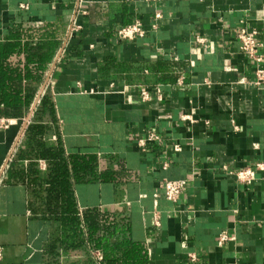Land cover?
I'll use <instances>...</instances> for the list:
<instances>
[{
	"label": "crops",
	"instance_id": "obj_1",
	"mask_svg": "<svg viewBox=\"0 0 264 264\" xmlns=\"http://www.w3.org/2000/svg\"><path fill=\"white\" fill-rule=\"evenodd\" d=\"M137 18L147 33L119 39ZM11 22L58 45L0 127V264H105L103 245L125 240L144 264H264V171L246 184L222 169L264 161V88L236 36L256 29L264 67V0H0V38ZM149 131L161 139L142 150ZM45 150L61 153L73 210ZM163 178L186 179L175 201Z\"/></svg>",
	"mask_w": 264,
	"mask_h": 264
},
{
	"label": "trees",
	"instance_id": "obj_2",
	"mask_svg": "<svg viewBox=\"0 0 264 264\" xmlns=\"http://www.w3.org/2000/svg\"><path fill=\"white\" fill-rule=\"evenodd\" d=\"M38 26L33 24L24 25L21 22H11L5 35L0 38V118L20 117L23 111L31 104L37 85L47 68V63L51 60L58 42L51 39L52 36L40 34L36 36ZM38 37L34 44L33 38ZM49 39H41L48 38ZM40 39V40H39ZM22 55V56H21ZM14 58L17 61L13 62ZM23 62V66L20 64ZM47 102V97L42 98V103ZM42 155L50 159L54 164V169L61 175L59 180L61 194L67 195L66 200L73 210V198L68 190L65 181L67 172L61 165V153L58 151L45 150ZM79 158L78 156H75ZM92 161L93 157H89ZM89 161L77 160L74 163L76 170L88 171ZM109 172L103 177L104 180L111 179ZM57 179V178H56ZM53 183V179H52ZM107 220L111 223L113 220ZM94 226V220L91 221ZM91 226V227H92ZM109 244V245H108ZM123 244V245H122ZM118 243H105L103 248L106 254L105 264H144L145 259L141 252V247L129 240ZM122 248L123 257L118 259L115 252Z\"/></svg>",
	"mask_w": 264,
	"mask_h": 264
},
{
	"label": "built area",
	"instance_id": "obj_3",
	"mask_svg": "<svg viewBox=\"0 0 264 264\" xmlns=\"http://www.w3.org/2000/svg\"><path fill=\"white\" fill-rule=\"evenodd\" d=\"M132 1V0H126ZM146 3H155L159 0H143ZM24 7L25 5H21ZM160 13L155 11L153 13V23L151 25V30H154L157 27V20L160 18ZM77 28L74 23V19L69 24V31ZM146 27L143 25L140 19H135L133 22L121 25L116 28V35L119 39L128 40L136 37H143L147 33ZM236 36L240 43V49L243 53H245L249 58L253 59L255 62V71H254V80L252 84L263 87L264 88V67L262 64L263 56L258 51L259 43L257 40V31L256 29L241 27L237 30ZM199 41H202V38H198ZM158 91V97H160V90ZM141 96L143 100L149 99L150 95L147 89L141 90ZM11 123L10 118H0V127H6ZM161 137L158 133L154 131H149L148 134L138 140V146L145 150L146 144L149 141L160 140ZM174 150H179L178 145H173ZM164 168L167 167V164L163 165ZM223 172L229 176H232L236 181L251 184L256 179L257 171H264V161H258L255 163L253 167L246 166L238 169H230L228 167H222ZM187 185V181L185 178L178 179H168L163 178L160 181V187L163 189L164 195L168 200L175 201L177 197L182 193ZM154 224L159 225V221L157 215L154 216ZM229 237L225 232H221L219 234L218 244L223 243ZM2 254V248L0 247V257ZM98 258H101L100 253H96ZM189 257L192 260L196 259V256L193 253L189 254Z\"/></svg>",
	"mask_w": 264,
	"mask_h": 264
}]
</instances>
